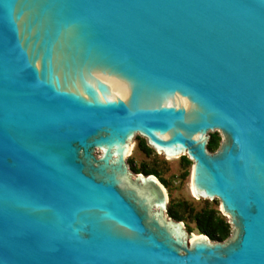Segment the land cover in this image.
I'll list each match as a JSON object with an SVG mask.
<instances>
[{
  "label": "water",
  "instance_id": "obj_1",
  "mask_svg": "<svg viewBox=\"0 0 264 264\" xmlns=\"http://www.w3.org/2000/svg\"><path fill=\"white\" fill-rule=\"evenodd\" d=\"M132 138L225 239L189 240ZM0 264H264V0H0Z\"/></svg>",
  "mask_w": 264,
  "mask_h": 264
},
{
  "label": "rangeland",
  "instance_id": "obj_2",
  "mask_svg": "<svg viewBox=\"0 0 264 264\" xmlns=\"http://www.w3.org/2000/svg\"><path fill=\"white\" fill-rule=\"evenodd\" d=\"M208 137L212 139V142L217 143V134H211ZM130 142L131 146L125 157V162L132 176L135 174L134 171H138L140 168L155 170L158 177L167 185L164 187L158 181L166 193V207L169 206L170 209H174L180 215V222L187 233L198 235L193 218L194 213L204 207L207 209L215 208L213 201L189 199L188 169L180 156L169 158L163 162L157 154L142 146L134 138ZM155 178L157 179V177Z\"/></svg>",
  "mask_w": 264,
  "mask_h": 264
},
{
  "label": "trees",
  "instance_id": "obj_3",
  "mask_svg": "<svg viewBox=\"0 0 264 264\" xmlns=\"http://www.w3.org/2000/svg\"><path fill=\"white\" fill-rule=\"evenodd\" d=\"M210 137H208L206 148L209 151H213L217 147V143L211 141ZM144 146V145H142ZM147 148V147H146ZM181 159V158H180ZM182 160V159H181ZM135 173H142L144 175L151 174L157 177L158 181L166 187V183L158 177L155 170L153 169H144L140 168L138 171H134ZM167 216L172 218L175 221H180L181 217L174 209H170L169 206L166 207ZM194 222L195 228L199 234L205 235L211 241H222L228 236V231L226 228L225 220L217 217L215 208L207 209L206 207L196 211L194 213ZM188 231V230H187Z\"/></svg>",
  "mask_w": 264,
  "mask_h": 264
},
{
  "label": "bare ground",
  "instance_id": "obj_4",
  "mask_svg": "<svg viewBox=\"0 0 264 264\" xmlns=\"http://www.w3.org/2000/svg\"><path fill=\"white\" fill-rule=\"evenodd\" d=\"M133 139V138H132ZM132 139H131V141H132ZM208 140V139H207ZM131 142H129V144H128V150H127V153H128V151H129V149H130V146H131V144H130ZM173 157H177V156H173ZM179 157V156H178ZM172 158V157H171ZM159 183V182H158ZM160 184V183H159ZM161 185V184H160ZM162 186V185H161ZM162 190L164 191V194L166 195V193H165V190H164V187L162 186ZM198 236L197 235H192V233H190V235H189V240H192V239H195V238H197Z\"/></svg>",
  "mask_w": 264,
  "mask_h": 264
}]
</instances>
